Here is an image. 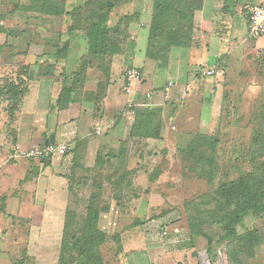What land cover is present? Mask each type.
<instances>
[{"label": "crops", "instance_id": "obj_1", "mask_svg": "<svg viewBox=\"0 0 264 264\" xmlns=\"http://www.w3.org/2000/svg\"><path fill=\"white\" fill-rule=\"evenodd\" d=\"M16 1L20 0H4L0 7V86L16 83L17 79L25 82V94L17 113L12 115L7 98L0 97V263L16 264L18 258L25 255L29 258L35 247L42 249L38 260H50L53 253L46 251L61 249L73 195L89 176L91 186L100 158L106 161L110 153L121 151L124 145L129 153L128 169L136 172L131 176L132 192L124 193L123 203L112 212L117 215L120 252L112 261L106 259L107 263L234 264L227 251L229 243H221L217 238L197 236L179 246L167 247L150 236L160 230L159 224L171 231L176 228L188 231L183 219L177 223L173 222L175 219L171 223L166 221L168 215L183 214L181 209H175L174 203L167 204L161 194H156L159 180L151 176L160 164L158 157L171 152L167 145L168 137L175 136L171 132L176 125L173 121L180 116L182 119L193 116L197 111H202L206 118L203 115L206 102L211 103V113H220L224 103L221 93L224 73L237 72V86L242 85L243 68L248 61L261 55L264 61V38L253 41L249 38L247 44L248 37H243L240 22L225 10V0H194L190 43L166 47L161 52L165 41L153 47L150 43L154 0H133L116 9L112 16L115 23L123 19L120 52L105 59L101 66L93 62L88 70L78 71L88 51L84 34L66 33L57 25L59 17L15 12ZM250 1L234 0L237 16L243 15L244 8L253 6L248 4ZM125 15L130 16L128 20ZM63 40L70 45L65 56H60L59 50L48 42L57 44ZM8 55L14 62L8 63ZM258 66L264 78V62ZM128 68H137L142 73V81L130 94L124 84ZM211 68H216L217 74L207 76ZM169 83L173 86L165 93ZM64 88L73 89L68 94L63 92ZM146 93L152 96L147 98ZM135 103L163 107L161 139L134 136L136 118L126 108ZM202 116L200 120L204 121ZM98 126L103 129L99 136L95 134ZM51 139L55 145L68 143L70 152L48 161L14 157L17 148L44 147ZM159 150L163 151L160 156ZM94 185L90 197L95 192ZM107 191L105 188L103 196ZM120 215H131L134 221L119 219ZM152 216L162 218L151 220ZM135 222L142 224L133 226ZM151 223H155L153 230L147 228ZM253 227L264 231V225ZM53 231H61V236L49 234L44 238L43 232ZM15 233L23 234L14 237ZM16 243L22 249L14 260ZM59 257L60 250L55 256L56 264ZM246 264H264V241Z\"/></svg>", "mask_w": 264, "mask_h": 264}, {"label": "trees", "instance_id": "obj_2", "mask_svg": "<svg viewBox=\"0 0 264 264\" xmlns=\"http://www.w3.org/2000/svg\"><path fill=\"white\" fill-rule=\"evenodd\" d=\"M133 0H86L81 5L68 10L69 5L64 6V0H28L27 5L18 3L17 9L25 11L29 14H40L50 17H66L69 20V25L66 33H74L79 31L84 34L87 41L88 51L84 58L82 65L78 71H85L90 68L92 63H103L107 58L117 55L121 50L120 35H122L121 26L123 19L113 22V14L120 6L127 5ZM68 4V2H67ZM234 0H225V10L236 17L234 11ZM192 5V7H191ZM195 6L194 0H154V12L152 17V24L150 28V43L151 47L165 41L161 52L165 51L166 47L181 46L185 42L191 40L193 29V8ZM185 7H191L185 9ZM75 9V10H74ZM74 10V11H73ZM247 23L249 19L248 8L242 10ZM129 15H125V20L129 19ZM17 29V28H16ZM15 29V30H16ZM19 30V29H17ZM23 30H19L22 32ZM169 42V43H167ZM53 41L52 48H57L60 56H65L69 48V41L63 40L60 44ZM190 43V42H189ZM63 44V45H62ZM157 49V48H155ZM59 56V55H58ZM155 56V55H154ZM222 70L224 69L223 66ZM226 74L224 73V76ZM25 82L22 79H17L16 83L5 86H0V97L7 98L8 107L11 114L17 113L22 103L25 94ZM73 89V88H72ZM71 88H64L63 92L72 91ZM225 96H223V101ZM225 103V101H224ZM130 110L136 120L133 126L134 136L144 139H161L164 127L163 122V107H146L142 103H135L126 108ZM219 135V134H217ZM202 138V135H199ZM196 136L193 141L198 139ZM212 137V138H211ZM208 149L205 145L200 143L196 147H191L192 142L186 148V156L192 162L196 161L194 171L200 168L211 169L208 177V182L214 185V164L216 162L215 153L217 152L220 139L214 135H210ZM207 140L206 138H202ZM199 140V139H198ZM201 142V139L198 141ZM211 152V157L207 154ZM129 153L127 147L123 145L121 151L117 153H110L106 157V161H98L96 168L107 167L109 176L106 184L99 182L94 185L97 192L93 193L90 202V233H84L87 248H79V259L75 264H108L102 253L101 248L108 244L106 233L96 231L97 219L99 218V205L101 204L97 197L101 195L100 191H105L109 188L112 200L118 206L123 203L122 195L124 193L132 192V178L136 171L128 169ZM48 161L46 159H43ZM245 164L248 166V171H242V176L239 179L221 181L219 186L211 193H206L195 200V203L189 202L186 205V214L189 219L187 221L188 228L191 231L192 239L197 236L205 237L208 240H214L208 229L219 227L223 229L224 235L218 240L222 242H231L234 245L228 246V255L232 258L234 264H246V262L253 257L255 249L264 241L263 228H250L244 230L243 235L238 233L239 225L245 221L253 218L262 217L264 215V124L252 128V134L247 145V150L243 152L242 157L233 163H230V170L243 169ZM114 169V171H112ZM160 170V171H159ZM192 170V171H193ZM161 174V167L155 169L151 179H157ZM153 177V178H152ZM229 178V177H228ZM224 182V183H222ZM100 185V186H99ZM99 192V193H98ZM103 198V193L102 197ZM105 210V209H104ZM103 210V212H104ZM98 216V217H97ZM142 222H135L133 226H139ZM66 227L64 229L62 246L60 249V257L58 264H64L66 257H62L65 253L64 246L72 247L70 243L65 241ZM117 245L119 244L118 233ZM76 238V237H75ZM75 242V239L71 237ZM106 240V241H105ZM68 247V248H69ZM120 248L116 252L117 255ZM26 258V255H25ZM16 264H25L24 261H18Z\"/></svg>", "mask_w": 264, "mask_h": 264}, {"label": "rangeland", "instance_id": "obj_3", "mask_svg": "<svg viewBox=\"0 0 264 264\" xmlns=\"http://www.w3.org/2000/svg\"><path fill=\"white\" fill-rule=\"evenodd\" d=\"M27 1L28 0H20L16 2L20 3L21 5H25ZM84 1L86 0H64L63 5H69L68 10H71L72 8L77 7L76 5L83 4ZM257 2L258 0H251L248 4L250 6H255L259 3ZM24 15L28 14L25 13ZM36 15L39 17L41 16L40 14ZM39 17H36V19L39 20ZM235 18L238 19V22H240L239 26L243 30V37H248L246 39L247 44H250L248 23L245 16L241 15L236 16ZM33 24L38 25V22L35 23L34 21ZM57 25L66 31L69 25V20L66 17H59L57 19ZM262 59V55L254 61L250 59L246 67L244 66L243 69L245 74L241 79V81H243L242 85L239 83V86H237V72H234V74L229 72L228 75H225L222 84L223 88L221 87V93L223 94V96H225V103H222L220 113L217 111H215L216 113H211V107L209 106V104L211 105V103L206 102V108H204L206 112L203 111V115L207 116L206 118H203L204 116H202V111H197V114H194L193 116H188L184 119H182V117L180 116L178 120L173 121L176 125L171 132H175V136L171 134L168 137L167 145V147L171 149V152L167 150L168 148L166 150L169 153L162 154V150H159V156L162 154L160 157H158L160 161L158 167H161V174L158 175L159 183L155 189L157 191V195L161 194V197H158L166 201L167 204L172 202L174 203V206H176L175 209H181L180 212L183 215H180V219L176 220L175 223L179 221L181 222V219H183L182 222L188 225L187 221L189 219V215L188 213L186 214L185 203H195V200H197L199 197L206 193H211L214 189H216L221 181L230 179L233 180L235 178L239 179V177L242 176V171L249 170L247 169L248 166L246 164L243 169L237 167V169L231 171L229 168L230 163L232 164L234 160L238 161L242 157L243 152L247 150V145L252 134V128L258 125H262V123L264 124V80L263 82L261 81L263 75L256 67L257 65H259L258 67L260 68V65L264 62ZM6 60L8 61V63L14 62L11 55H8L6 57ZM219 75L221 76V74ZM256 82L257 86L255 84ZM205 93L206 92L202 93V97H205ZM201 116L204 121L200 120ZM199 135H202V138H206L207 140L202 139ZM210 135H214L220 139L217 152L215 153V177L213 179L215 183L214 185L212 184V186L208 182V177L210 175L211 169L209 168L208 170L207 168L205 169L202 167L197 171H194L193 167H195L196 161L193 160L192 162L187 158L188 155L186 156L185 153L186 148H188V144L191 143L196 136H199L197 138L199 140L201 139V142H198L199 140L196 139L190 146L196 147L200 143H203L205 145V149H208V146L210 145L208 142V137H210ZM208 155L211 157V152H208L207 156ZM151 159L154 160V157L151 156ZM86 162L88 165H90V156H87ZM87 171L90 173V168H87ZM112 171H114V169ZM94 172L95 177H93V183L91 184V186L90 176L88 175V181L84 184L83 187L81 185L78 193H75L73 195V198L70 202V209L68 211L67 220L65 222V241L66 243H70V245L73 246H68L69 248L67 246H64L65 253L63 252L62 254V257H66V260H64L63 262L64 264H75L77 259H79V248L76 247L87 248V243L85 240L86 236L84 235V233L86 231L87 233H90V202L92 201V196L90 197V191L93 189L92 185H94V183L98 184L99 182H104V186H108L106 184V180L109 176L108 168L106 167L104 170L102 167L99 169L96 168ZM107 190L108 193L105 192V196H103V198H101L103 190L100 191V198L97 197V203L99 200L101 204L98 208L99 218L97 219L98 222L96 225V231L106 233L107 235L108 244L104 245L101 250L105 256V259H107L109 262L112 261L114 256H117L116 252L118 251V245L116 242L117 238L115 237L117 234V215H112V212L116 211L117 204L112 200V195L109 188ZM96 192L97 190H95V193ZM135 202L138 203V201ZM128 204L130 203L128 202ZM126 207L128 210L130 209L128 208V206ZM175 209H173L174 212L176 211ZM124 212L125 211L123 210V214H125ZM152 217H150L151 220L162 218V216ZM121 218H127V221H132L134 219V217L131 215H124L119 217V219ZM256 225H264V215L255 219L251 218L245 221V223L239 225L238 233L243 235V233H245L244 230H248ZM166 230L172 233V231H174L175 229L172 231L168 229ZM60 232H43V234L44 238H46V236H48L49 234L51 236H55L56 234H59V236H61ZM208 232L211 233L212 237H214L215 239L217 238V240L224 235L223 229L217 226L213 227L212 229H208ZM184 233H187L189 235L192 234L189 228L188 231H184ZM22 234L15 233L14 237L21 236ZM71 237L75 239V242L73 241V239H71ZM74 245H76V247ZM228 245H232V248L234 247L231 242ZM2 247L3 248L1 249L2 251H4L5 248L4 246ZM21 249L22 248H17V243L14 244V260H16L21 255ZM59 250V247L58 249L57 247L54 249H48L46 253H49L51 251L53 253V257L49 258L50 260L44 262H42L43 259L38 260L40 259L39 253L42 252V249H39L37 247L31 249V256L29 258L21 257L18 259L24 261L25 264H56L55 256L57 255Z\"/></svg>", "mask_w": 264, "mask_h": 264}, {"label": "built area", "instance_id": "obj_4", "mask_svg": "<svg viewBox=\"0 0 264 264\" xmlns=\"http://www.w3.org/2000/svg\"><path fill=\"white\" fill-rule=\"evenodd\" d=\"M4 0H0V7L3 6ZM249 19H248V30L249 38L252 40H258L264 38V0L258 3L255 6L248 7ZM217 74L216 68H211L206 72L207 76H214ZM142 81V73L137 68H128L124 72V84L126 93L130 94L134 92L135 85ZM173 83H169L164 91L168 93L172 88ZM151 93H146V97L150 98ZM103 132L102 127L98 126L95 128V134L101 135ZM70 145L68 143H62L59 145L49 144L44 147L31 148L28 150H22L17 148L15 151V156L21 159H54L57 156H65L70 152ZM168 223H171L173 219H180V216L176 213L173 215H168L165 217ZM155 223H151L147 226L149 230L155 228ZM160 226L158 232H152L151 237L157 238L160 242L164 243L167 247H176L192 239V235L182 232L181 230L175 229L174 231L169 232L166 229H163Z\"/></svg>", "mask_w": 264, "mask_h": 264}, {"label": "water", "instance_id": "obj_5", "mask_svg": "<svg viewBox=\"0 0 264 264\" xmlns=\"http://www.w3.org/2000/svg\"><path fill=\"white\" fill-rule=\"evenodd\" d=\"M48 144V143H47ZM50 144H53V139H51V142H50Z\"/></svg>", "mask_w": 264, "mask_h": 264}]
</instances>
